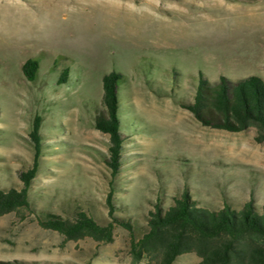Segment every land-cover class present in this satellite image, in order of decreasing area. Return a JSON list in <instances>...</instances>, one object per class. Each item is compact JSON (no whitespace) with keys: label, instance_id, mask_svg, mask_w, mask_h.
<instances>
[{"label":"rangeland","instance_id":"obj_1","mask_svg":"<svg viewBox=\"0 0 264 264\" xmlns=\"http://www.w3.org/2000/svg\"><path fill=\"white\" fill-rule=\"evenodd\" d=\"M39 67L34 79L23 65ZM123 75L118 90L124 143L113 173L109 134L95 125L104 76ZM203 74L235 81L264 78V0H0V188L31 181V206L0 215V260L24 264L132 262L157 205L184 191L211 209L225 202L264 205V140L255 126L230 131L202 124L183 106ZM116 225L111 242L67 240L40 224L54 213L86 211ZM194 252L174 264H198Z\"/></svg>","mask_w":264,"mask_h":264},{"label":"trees","instance_id":"obj_2","mask_svg":"<svg viewBox=\"0 0 264 264\" xmlns=\"http://www.w3.org/2000/svg\"><path fill=\"white\" fill-rule=\"evenodd\" d=\"M39 67L37 59L30 58L23 65L25 75L35 78ZM123 75L116 70L104 76V110L95 119V125L109 134L110 157L108 163L116 173L121 165L124 135L121 132L119 87ZM183 106L204 125L230 131H241L255 126L258 139L264 140V78L251 75L235 81L221 76L218 81L200 74L194 94ZM39 123L32 131L35 162L31 169L22 171L21 188H0V215L30 208L29 188L38 168L41 152ZM113 220L99 223L86 211H77L73 218L47 213L40 224L64 235L67 240L91 237L102 242L114 239L116 225L133 230L129 219L117 218L114 204L108 198ZM132 262L149 258L156 264H174L183 253L194 252L198 264H264V205L259 209L253 200L241 208L225 202L219 209L200 206L188 190L167 208L157 205L144 232L136 237L131 233ZM0 264H24L19 260Z\"/></svg>","mask_w":264,"mask_h":264}]
</instances>
